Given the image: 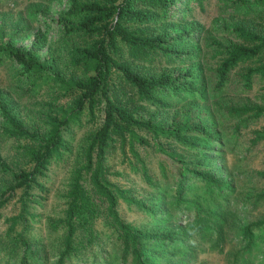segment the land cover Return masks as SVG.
<instances>
[{
	"label": "trees",
	"instance_id": "trees-1",
	"mask_svg": "<svg viewBox=\"0 0 264 264\" xmlns=\"http://www.w3.org/2000/svg\"><path fill=\"white\" fill-rule=\"evenodd\" d=\"M208 2L70 0L68 10L58 21L62 34L58 48L65 53L51 49L44 60L37 51L45 46V38L38 35L31 49H23L15 46L17 35L12 34L8 24L0 26V66L6 61L16 65L15 77L23 85L20 90L25 95L31 96L36 89H48L51 94L34 114L32 126L23 112L13 107L12 100L0 95L4 132L17 147L18 156L17 163H9L0 150V173L8 179L10 176L9 184L0 187V213L14 200L19 204L7 233L44 208L48 194L45 180L50 167L63 160L70 150L65 132L74 124H82L84 117L94 125L101 117L102 120L88 136L83 162L72 172L67 207L60 220L65 224L66 236L58 264H67L85 254L93 264H115V259L117 264H160L166 257L164 248L176 242L178 232H162L158 227L164 221L176 224L185 216L182 207L196 205L194 199L188 198L194 185L209 191L214 202H221L223 210L230 205L231 184L220 171L212 170L208 158L199 154L200 140L215 142L202 114L193 118L186 106L182 118L177 113L171 120L162 116L167 111L172 113L178 100H187V96L225 97L237 93L240 87L253 88L256 77L264 79V30L253 27L251 20L225 27L234 37L230 42L209 38L208 59L212 56L216 60L211 70L214 75L200 80L193 64L201 55L202 42L192 38V29L185 27L171 36V28L193 23L196 10L204 11ZM249 4L246 0L225 2L226 7L245 6L246 13H251ZM253 6L258 7L256 17L259 25L264 26V0H254ZM18 30L27 31L26 27ZM169 97L177 102H171ZM226 112L227 129L240 147V136L251 122L264 120V98L228 105ZM36 115H40L41 126ZM263 142L264 125L253 130L246 152ZM117 154L127 165L123 173L113 172L108 165ZM152 160L157 170L151 166ZM125 173L133 178L125 182ZM256 175L264 181V171ZM85 182L106 206L111 227L122 243L119 257L102 245L93 246V237L84 239L81 247L77 245L76 220L88 216L94 204ZM246 194L240 197L253 199L254 210L264 204V189ZM167 198L172 208L167 207ZM120 202L146 215L150 222L142 226L127 221L119 210ZM160 207H167L168 212L163 213ZM221 215L217 211L216 219ZM205 225L207 222H199L198 227L213 230ZM261 230L264 215L245 224L241 230V260L255 250L256 242L264 244V236L255 239L256 232ZM216 235L218 244L224 238L220 231ZM18 240L23 249L20 263L26 264V257L33 252L22 234Z\"/></svg>",
	"mask_w": 264,
	"mask_h": 264
},
{
	"label": "rangeland",
	"instance_id": "rangeland-1",
	"mask_svg": "<svg viewBox=\"0 0 264 264\" xmlns=\"http://www.w3.org/2000/svg\"><path fill=\"white\" fill-rule=\"evenodd\" d=\"M233 1L237 0H210L204 11L196 10L193 23H188L187 26L178 29L171 28V36H175L176 32L182 31L185 27L192 29L194 31L192 38L197 42H202L201 49H199L201 55L199 54L198 60L193 64L198 75H201H199L201 81L210 79L214 75L211 70L216 60L212 59V56L208 59L209 38H216L226 43L232 41L234 37L227 32L225 27L241 21L250 22L252 20L253 27L264 30V26L259 25L256 17L258 7L253 6L254 0H246L250 1L249 5H252L251 13H246L245 6H225V2ZM69 6L70 0H0V26L7 23L12 34L17 35L14 38L15 46L23 49H31L38 35L45 38V46L37 51L41 60L47 57L51 49H56V53L64 55L65 50L58 48L62 37L58 21ZM19 27L21 29L26 27L27 31H19ZM14 69L16 65L10 61L0 66V95L4 96L7 101L12 100L13 107L22 111L27 123L32 126L34 114L41 110L40 107L45 103L47 95L51 98V94H48V89H36L31 96L25 95L20 90L23 85L20 86V80L16 79ZM161 69L158 67V70ZM253 82V88L240 87L237 93L225 94V97H222L224 94L221 96L206 94L199 97L187 96V100H178L180 102L172 113L167 111L162 115L171 120L173 114L177 113L182 118L183 109L186 106L191 109L193 118L202 114L201 117L205 120L207 131L215 137V142L200 140L199 154L208 158V165L212 170L220 171L219 174L231 184L232 191L228 194L230 205L225 207L224 211L221 208V202H214L208 194L209 191L205 192L201 190L203 187L194 185V191L188 193V198L189 200L194 199L197 202L196 205L182 207L181 213L185 211V216L182 215L176 224L164 221L158 227L162 232L169 230L178 232L176 242L164 248L166 257L165 260L159 262L160 264H264L262 257L264 244L261 241L255 243V250L250 251L244 260H241L239 255L243 251L241 230L256 216L264 215V204L254 210L255 205L251 201L253 199L240 197V195L248 196L246 193L264 189V181L256 175L257 172L264 171V142L246 152L248 142L253 136V130L264 125V120L251 122L249 128L244 130L240 136V147L227 129L229 116L226 108L228 105H240L250 101L259 102L264 98V79L256 77ZM169 100L173 103L177 102L170 97ZM35 118L41 126L40 115H36ZM101 118L97 125H94L84 117L82 124H74L66 130L65 137L70 150L63 160L54 162V165L50 167L45 180L48 194L47 200L43 203L44 208L38 209L28 222H20L11 233H7L8 228L12 224L11 218L18 214L19 204H16L14 200L1 210L0 264H21L20 256H22L23 249L18 245L20 234L28 240L33 252L31 256L26 257V264H58L66 236L65 224L60 220L67 207L66 194L72 172L83 162L88 136L96 130L98 124L100 125ZM4 123L0 112V150L7 162L15 164L18 161L17 147L5 134ZM219 145L223 147L220 148ZM108 165L113 172L119 173H123L124 168L127 167L122 162L120 154L113 156ZM151 166L157 170L153 160ZM130 178L133 176L125 173V182ZM8 180L10 176L8 179L0 173V187L8 185ZM192 181L194 183V180ZM88 182H85V187L88 188L94 204L88 216L76 220L77 245L81 247L84 239L93 237V246L102 245L103 248L119 257L122 243L118 240L117 232L111 227L106 206L99 196L92 192ZM167 200V207L171 205L172 208V202L169 204V199ZM167 207H160V209L163 213L168 212ZM119 210L127 221L142 226L150 222V218L130 209L129 205L124 202H120ZM198 210H200L199 214H197ZM217 211L222 213L219 219H216ZM199 222H207L205 226L213 230L204 231L198 227ZM217 231L222 232L224 238L218 244L216 243ZM259 236H264V230L256 232L255 239ZM159 248L162 249L161 246ZM113 262L117 264L116 259ZM67 264L93 263L92 258L88 261L85 254L71 259Z\"/></svg>",
	"mask_w": 264,
	"mask_h": 264
}]
</instances>
